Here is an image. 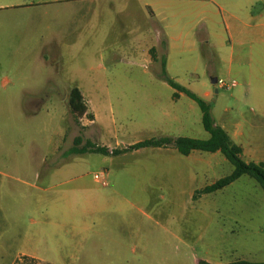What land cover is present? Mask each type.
<instances>
[{"label":"crops","instance_id":"1","mask_svg":"<svg viewBox=\"0 0 264 264\" xmlns=\"http://www.w3.org/2000/svg\"><path fill=\"white\" fill-rule=\"evenodd\" d=\"M50 1L58 0H0V101H15L16 104L15 109L7 112L12 115L13 141L18 143L29 136L30 127L35 125L26 121L34 117L33 113L38 109L36 106L21 108L19 101L51 99L52 93L66 100L69 90L77 87L87 106L86 113L91 115H87L88 121L82 124V134L95 145L106 148L107 152H94L97 155L94 163L99 172L94 173L98 178L93 174L92 180L79 176L74 179L76 181L67 178L52 182L53 176L46 164L47 155L43 154L36 162L39 167L32 171L36 182L19 181L25 189L10 187L4 191L1 188L5 180L13 176L0 169V264H12L16 257L22 255L50 264L76 263H58L39 255H135L137 249L140 250L138 255H157L155 250L148 252L152 242L178 238L162 223L160 216L146 206L149 196L158 191L172 199L185 196V203L204 214L203 217L213 225L212 229L205 221L201 230H190L189 227V232L195 243L206 238L202 244L205 248L212 243L225 242L228 237L246 239L257 236L258 227L254 224L258 221L264 223V205L246 202L229 208L208 202L210 196H216L235 180L214 191L196 193L232 171L233 166L229 167V161L219 150H191L188 154H181L171 144L131 147L140 141L160 137H209L203 128L197 103L155 76L164 56L167 74L209 102L206 98L208 90L200 94L170 72L173 69V52L178 48L177 41L182 35H195L201 20L206 21L207 31L204 32L203 28L198 31V41L201 42L205 34L212 33V17L208 14L211 11L206 1H193L188 5V11L163 18L148 8L146 0H92V5H88L91 7L87 8L89 13L78 19V13H52L45 5ZM81 9L78 7L77 11ZM121 12L124 15L119 25L126 36L122 49L143 60L146 66H155L152 85L159 86L161 90L152 86L140 93L92 92L80 86L85 69L83 60L92 59V53L101 56L105 50H116L105 43V34L110 22ZM162 39H165V44L161 43ZM192 43L195 45L197 41L193 39ZM151 48H154V58ZM56 51L61 62L55 68L44 54ZM66 52L77 53L78 60L81 58L75 69L64 67ZM37 55H42L43 59L37 60ZM240 60L241 57L238 58V68L242 69L244 64ZM182 62L181 59L180 64ZM252 70L246 74L242 69L244 78L255 75ZM62 80L76 85L65 86ZM90 82L94 83L95 78L91 76ZM41 121L43 131L47 132L46 145H50L61 127L57 125L53 129L50 122L46 125L44 119ZM215 122L241 147L244 160L264 161V155L258 154L262 144L255 140L254 128L245 130L237 120L229 118ZM67 128L68 123L66 133ZM114 149L124 151L113 154ZM137 155L142 156L134 158ZM258 155L262 158H257ZM142 157H145V162H141ZM223 169H228L225 174L216 172ZM15 194L20 197L16 205L17 217L30 209L37 214L24 233L18 226L10 224L9 227L4 213L6 203ZM227 212L236 214L234 223L238 225L237 230L229 228ZM172 229L177 231V228ZM246 250L248 252L249 247ZM199 260L210 264L264 263V254L231 255L226 261L218 260L216 255L192 257L193 264H198Z\"/></svg>","mask_w":264,"mask_h":264},{"label":"rangeland","instance_id":"2","mask_svg":"<svg viewBox=\"0 0 264 264\" xmlns=\"http://www.w3.org/2000/svg\"><path fill=\"white\" fill-rule=\"evenodd\" d=\"M149 9H152L158 17L172 16L179 12L189 10L188 5L198 0H146ZM206 1L212 17V33L205 34L203 40L198 41V31L206 27V21L201 20L199 29L195 35L184 34L177 41V46L173 52V69L170 71L180 81L190 84L198 93L209 91L206 96L211 106V114L217 122L224 118L238 121L245 129L255 131V140L262 145L258 148V154L264 155V0H202ZM92 0H58L46 3V7L55 14H79L77 19L87 15L88 5H92ZM128 5V9L131 8ZM40 6V5H37ZM43 7V6H42ZM81 7L80 11L77 8ZM38 9V8H37ZM150 11V10H148ZM150 13V12H149ZM124 13L117 14L114 21L106 30L105 43L110 48H116L113 52L92 53V59L83 60L84 75L80 78L84 89L92 92L97 91H121L127 93H140L152 87L153 70L155 66L145 65L144 61L137 58L133 53L122 49L126 36L119 25L120 18ZM86 18V17H85ZM116 20V21H115ZM164 21V20H163ZM102 23V17L100 18ZM193 39L197 44H193ZM165 40V39H164ZM82 54V53H81ZM48 61L56 68L60 61L58 51L44 54ZM77 53H65L64 67L68 70L79 66L81 58L78 60ZM244 64L243 70L254 71L255 75L244 78L242 69L238 68V58ZM37 60H42V55H37ZM181 59L183 62L180 64ZM250 59V60H249ZM252 59V61H251ZM252 65V66H251ZM88 67V70L86 69ZM160 67L155 74L157 79ZM245 74V75H246ZM94 77L95 82L91 83L90 78ZM216 76L224 82L235 80L236 86L226 89L219 87L217 83L211 84L210 78ZM154 78V77H153ZM173 78V77H171ZM156 79V78H155ZM63 85L73 86L69 81L62 80ZM159 85V84H158ZM161 90L159 86H154ZM62 92V90H61ZM51 99L19 101L21 108L32 109L36 106L37 111L30 117L29 136L18 143L12 137V115L8 111L15 109V101H0V169L8 171L12 178L5 180L1 189L4 191L13 187L15 189H25L20 182H36L32 176L34 167H39L36 162L40 156L46 154V164L48 171L52 174L51 181L74 179L82 176L84 179L92 180L93 174L99 172L94 161L97 155L94 152L68 153L64 150L71 147L76 136L82 138L78 146L83 145L86 140L82 134V120L74 117L67 103V99H61V95L52 93ZM85 95V94H84ZM86 96V95H85ZM5 110V111H4ZM43 113L46 116H43ZM9 115V116H7ZM42 119L46 125L50 122L52 128L59 125L61 131H57L52 138V143L46 145V131H43ZM68 123L67 133L65 128ZM60 130V129H59ZM66 133V134H65ZM75 134V136H74ZM66 135V136H65ZM34 138V141H31ZM65 139V140H63ZM59 147V148H57ZM142 155L134 156L140 158ZM144 156V155H143ZM257 158H262L259 155ZM145 162V157L141 158ZM255 159V158H254ZM252 160V159H247ZM256 160V159H255ZM15 161H19L20 164ZM229 167L232 166L227 162ZM45 166V164L43 165ZM142 167V165H141ZM228 170V169H227ZM226 169L216 171L225 174ZM142 172V168L140 169ZM16 177L20 178L17 179ZM22 179V180H21ZM42 181V179H40ZM20 181V182H19ZM20 197L15 194L10 197L5 206L7 223L23 233L29 228L30 220L35 219L37 214L31 209L16 216V205ZM209 203H217L235 207L242 203L250 202L264 205V193L258 182L247 174H243L228 185L225 190L216 196L208 198ZM148 209L160 216L162 223L175 232L179 238L161 239L149 245L148 252L155 250L157 255H138L140 250H136L135 255H39L41 258H48L51 261L64 263L68 261L76 264H193L192 257L201 255H216L218 260H230L231 255H241L242 253L253 252L257 255L264 254V223L256 222L258 235L253 237L235 238L228 237L223 242L205 248L202 246L206 241L204 238L197 243L193 242L190 230H201L208 223L203 213L190 207L185 203V196L169 197L166 193H158L149 196ZM154 207V209L151 207ZM229 228L237 230L238 225L234 223L235 213L227 212ZM202 215V216H201ZM176 216L178 219L175 220ZM210 229L212 226L208 223ZM177 228V231L172 229ZM192 227V228H191ZM212 240V238H210ZM214 241V240H213ZM212 241V242H213ZM246 247H249L247 252ZM142 256L144 260L142 261ZM12 264H50L36 259L19 256Z\"/></svg>","mask_w":264,"mask_h":264},{"label":"trees","instance_id":"3","mask_svg":"<svg viewBox=\"0 0 264 264\" xmlns=\"http://www.w3.org/2000/svg\"><path fill=\"white\" fill-rule=\"evenodd\" d=\"M162 44H165V40H161ZM151 55L155 56L154 48L150 49ZM158 77L163 81L167 82L173 89L185 93L187 96L192 98L198 105L201 110V121L203 128L208 132L209 137L207 139H198V138H187V137H160L154 139H147L140 141L133 146L132 148H139L145 146H160L163 144L173 145L181 154H188L191 150H202V151H216L219 150L227 160L232 164V171L213 182L210 185L205 186L203 189L197 191L196 193H206L211 192L221 187H224L230 184L232 181L237 179L243 174L255 179L260 187L264 191V161H254V160H244L242 157V149L229 137L227 132L218 125L212 114L210 103L197 96L195 93L190 91L188 88L177 83L173 78H171L165 69V58L164 56L160 59V70ZM173 96L176 97V92L173 93ZM67 103L69 110L74 117L81 116L87 110V106L82 98L77 87H73L69 90L67 96ZM91 116L89 113L87 114ZM82 138L76 136L73 139L72 146L68 149V153H85V152H98L105 154L107 152L106 148L95 145L90 140L86 139L83 145L78 146L81 143ZM126 150V149H125ZM124 150L114 149L112 150L113 154H118ZM198 264H210L206 261L199 260ZM229 264H264V263H254L249 261H238Z\"/></svg>","mask_w":264,"mask_h":264},{"label":"built area","instance_id":"4","mask_svg":"<svg viewBox=\"0 0 264 264\" xmlns=\"http://www.w3.org/2000/svg\"><path fill=\"white\" fill-rule=\"evenodd\" d=\"M216 83L218 84L219 87H224L226 89H230V88L236 86V84H237V82L235 80H231L230 82H224L222 79H218V78H217ZM79 119L82 120V124L86 123L88 121L87 113L84 112L81 116H79ZM94 177L98 178V174H94ZM102 183L104 184L105 181H102Z\"/></svg>","mask_w":264,"mask_h":264},{"label":"water","instance_id":"5","mask_svg":"<svg viewBox=\"0 0 264 264\" xmlns=\"http://www.w3.org/2000/svg\"><path fill=\"white\" fill-rule=\"evenodd\" d=\"M216 81H217V77L216 76L210 78V83L211 84H215Z\"/></svg>","mask_w":264,"mask_h":264}]
</instances>
